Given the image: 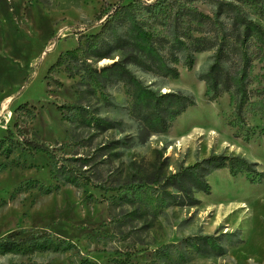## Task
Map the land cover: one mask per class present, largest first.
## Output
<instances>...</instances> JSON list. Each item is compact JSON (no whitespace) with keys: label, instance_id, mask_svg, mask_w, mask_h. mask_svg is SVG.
Returning a JSON list of instances; mask_svg holds the SVG:
<instances>
[{"label":"rangeland","instance_id":"obj_1","mask_svg":"<svg viewBox=\"0 0 264 264\" xmlns=\"http://www.w3.org/2000/svg\"><path fill=\"white\" fill-rule=\"evenodd\" d=\"M119 1L0 0V235L49 230L76 244L65 247L53 236L24 242L0 252V264H264V178L250 181L244 173L215 169L206 176L210 193L194 191L200 199L194 205L178 204L165 183L180 166L215 152L238 153L264 171V137H235L226 123L232 115L228 93L215 100L204 95L199 75L214 48L195 52L191 69L184 66L185 52L177 50V78L128 63L150 88L195 99L167 131L144 140L130 89L101 71L125 51L96 59L87 48L48 70L80 33L99 29L103 18L95 15L103 5ZM192 5L210 14L215 8L205 0ZM248 5V16L264 19L260 8ZM157 27L168 33L166 25ZM250 47L254 91L262 86L264 48L254 41ZM60 104L82 108L60 110ZM247 119L262 125L250 111ZM26 138L50 144L52 157L28 149ZM198 236L222 250L197 247Z\"/></svg>","mask_w":264,"mask_h":264},{"label":"trees","instance_id":"obj_2","mask_svg":"<svg viewBox=\"0 0 264 264\" xmlns=\"http://www.w3.org/2000/svg\"><path fill=\"white\" fill-rule=\"evenodd\" d=\"M121 1L116 5H103L95 15L97 19L103 18L99 29L80 33L77 44L61 51L48 70L65 65L71 57H77L87 48L96 59L110 56L117 49L125 51L104 65L101 71L123 80L130 89L131 112L139 121V135L144 140L151 133L167 131L182 112L195 104V99L192 94L179 90L156 91L150 88L135 77L128 63L177 78L180 74L177 50L185 52L184 66L191 69L195 52L214 48L210 64L199 75L205 84L204 95L208 100H215L228 93L232 115L226 123L233 129L235 137L246 142L260 135L264 137V70L261 88L253 91L255 58L250 47L254 41L264 48V19L261 16L262 19L252 18L244 9L245 4H250L248 6L260 8L258 13L264 15V0H205L214 4L212 14L192 5L200 0H154L144 5L133 2L121 4ZM157 25H166L168 33H161ZM204 26L209 27L208 33L203 32ZM260 60L264 63V57ZM24 105L22 103L18 107ZM57 106L60 110L63 107L82 108L75 104ZM249 111L261 119L262 125L248 121ZM8 133H11L10 129ZM3 139L0 138V145ZM24 143L31 151L45 150L52 157L50 144L32 138H26ZM257 166V161L248 160L238 153L215 152L180 166L165 177V183L174 188L179 197L176 200L178 204L194 205L200 201L194 191L210 193L211 186L206 176L213 170L227 168L232 175L244 173L248 180L260 182L264 171ZM22 232V229H13L0 235V252L19 249L24 242L29 245L52 236L65 247H76L71 240L49 230L25 236H21ZM197 238L195 245L203 250L207 247L222 250L221 245L208 236Z\"/></svg>","mask_w":264,"mask_h":264}]
</instances>
